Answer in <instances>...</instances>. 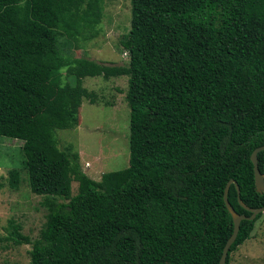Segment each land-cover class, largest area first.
Masks as SVG:
<instances>
[{"label":"trees","instance_id":"1","mask_svg":"<svg viewBox=\"0 0 264 264\" xmlns=\"http://www.w3.org/2000/svg\"><path fill=\"white\" fill-rule=\"evenodd\" d=\"M102 21L101 0H0V136L24 143L48 211L30 264H219L234 231L227 184L264 207L251 161L264 145V0H131L127 64L67 58ZM87 77H128L129 166L100 182L56 138L79 126L84 100L100 103ZM258 161L264 175V151ZM228 199L252 215L235 183ZM262 215L241 223L226 264Z\"/></svg>","mask_w":264,"mask_h":264},{"label":"rangeland","instance_id":"2","mask_svg":"<svg viewBox=\"0 0 264 264\" xmlns=\"http://www.w3.org/2000/svg\"><path fill=\"white\" fill-rule=\"evenodd\" d=\"M103 21L98 35L91 40L80 39L68 51L67 58H86L108 65H123L128 57L119 51L120 40L131 26V0H101ZM64 81L75 84L74 77ZM83 86L99 96L100 103L84 100L80 109V123L76 129L57 130L56 138L61 149L73 146L80 156L83 171L100 182L103 174L124 170L130 160V115L126 102L128 77H87ZM106 102L112 106H105ZM23 142L0 136V264H30V252L47 222V209L43 197L32 193L27 171L24 168ZM20 172L17 188L11 186L10 172ZM78 193V183H73V195ZM244 245L232 254L231 264H264V213ZM30 240L17 244L13 230Z\"/></svg>","mask_w":264,"mask_h":264},{"label":"water","instance_id":"3","mask_svg":"<svg viewBox=\"0 0 264 264\" xmlns=\"http://www.w3.org/2000/svg\"><path fill=\"white\" fill-rule=\"evenodd\" d=\"M264 151V145L258 147L257 149H255L251 155V161L254 165V176H255V184H256V188L259 192L264 193V175L260 172L259 169V161H258V155L259 153ZM236 185L237 187V192H238V199H239V203L240 205L246 209L247 211H249L252 215L250 217L246 216V215H241L239 213H237L235 211V209L233 208V206L230 204L229 199H228V193H229V189L230 186L232 184ZM241 191L240 188L238 186V184L231 180L224 191V202L226 204V207L229 211V213L232 216L233 222H234V231L232 236L230 237V239L227 241L224 249H223V253H222V257L220 259L219 264H226L227 262V257L229 254V251L232 247V245L235 243L238 234L240 232V228H241V223L244 220H249V221H253L256 219V217L262 213H264V207L258 208V209H253V208H249L248 206L245 205V203L242 201L241 197H240Z\"/></svg>","mask_w":264,"mask_h":264}]
</instances>
